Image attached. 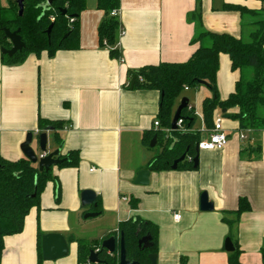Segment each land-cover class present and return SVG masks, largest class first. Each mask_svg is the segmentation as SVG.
<instances>
[{"label":"crops","instance_id":"crops-1","mask_svg":"<svg viewBox=\"0 0 264 264\" xmlns=\"http://www.w3.org/2000/svg\"><path fill=\"white\" fill-rule=\"evenodd\" d=\"M225 5L248 10L262 7L259 0H200L199 5L197 0H119L116 16L124 34L118 28L117 58L98 41L103 11L96 7V0H86L79 17L78 48L60 49L53 56L46 51L29 54L11 66L0 58V157L8 161L25 158L22 145L29 132L36 156L44 154L37 135L39 117L63 124L59 136L54 130L46 132V153L78 151L76 166H51L60 187L59 200H55L54 182L48 181L39 208L29 210L22 230L3 238L0 264H37L38 233L61 234L69 244L66 256L42 264H78L76 239L101 245L115 236L118 250L119 224L135 216L157 227L156 264H180L182 260L186 264H229L227 238L234 249L239 248L241 263L262 264L264 128L243 131L246 139L241 141L238 121L229 115L223 118L216 109L212 120L222 117L228 137L224 147L197 148L198 165L192 169L149 171L147 184L134 182L158 151L156 141L150 146L144 135L156 129L153 122L160 92L130 87L129 72L187 61L198 46L191 42L199 30L198 21L188 19L197 9L203 29L242 37L247 19ZM239 75L231 69L229 56L220 53L216 73L220 100L234 91ZM182 97L193 106L191 130L200 132L199 141L206 140L210 129L203 120L202 103L210 91L204 85L184 89L174 103L172 117ZM236 111L232 108L226 113ZM162 130L165 139L169 129ZM247 147L260 152H244ZM84 190L95 193L94 204H81ZM202 192L212 202V210L200 209ZM240 197L246 198L249 209L236 215L231 212ZM130 199L137 200L135 208ZM92 212L97 215L84 218ZM174 214L180 218L174 220ZM70 236L74 240L68 241Z\"/></svg>","mask_w":264,"mask_h":264},{"label":"trees","instance_id":"trees-1","mask_svg":"<svg viewBox=\"0 0 264 264\" xmlns=\"http://www.w3.org/2000/svg\"><path fill=\"white\" fill-rule=\"evenodd\" d=\"M1 1V0H0ZM262 7L259 10H248L234 5H225V9L236 10L244 18L258 16L264 12V0H259ZM47 0H23L21 15L18 14L16 0H7L4 6L0 2V49H9L11 43L5 37L3 29L18 31L24 46L13 55L1 53V62L4 65H18L29 54L39 55L46 51L48 56H53L60 49H76L79 42V17L86 8V0H52L45 8L42 6ZM200 0H197L199 5ZM96 7L102 10L104 17L97 28L98 41L101 46H106L113 57H119L116 43V32L119 28L117 16L110 14L119 7V0H96ZM65 11L64 14L62 11ZM188 19L198 21L199 30L192 39L197 48L190 58L182 63H159L130 71L131 78L135 77L132 88L150 87L160 92V100L156 120L157 129H151L144 135V142L150 143L156 137L158 151L146 166L148 171H161L171 169L172 163L182 154L185 158L178 163L177 169H192L193 159L197 155V144L200 132L191 130L195 114L193 106L182 109L180 118L183 120V130L170 129L172 108L180 93L187 88L204 85L210 91V97L203 100L202 116L207 128L213 126L212 115L214 110L225 109L228 111L237 108L236 112L229 115L237 120L242 131L257 132L264 128V20H256L251 24L254 28L248 32L247 39L234 37L226 33H216L203 29L200 24V12L190 13ZM52 25L49 34L48 27ZM65 36V37H64ZM220 53L229 56L231 69L239 71V78L234 91L225 100L218 98L216 86V73L218 70V57ZM250 71V72H249ZM149 75L156 85L146 83L139 78ZM52 129L58 135L63 124L38 118L39 135ZM162 128L169 129V136L163 139ZM59 136V135H58ZM58 143L60 144L59 137ZM61 145V144H60ZM244 152L252 154L260 152L259 148L247 147ZM61 163L57 166H76L78 151L71 150L65 155L59 154ZM191 158V160H189ZM52 175L51 168L39 171L37 165L27 158L8 161L0 157V256L3 248V238L6 235L19 233L24 224V218L32 207L39 208L40 194L48 181L55 184V200L60 197V187ZM137 200L130 199V206L136 207ZM249 209L246 198L238 199L237 209L231 213L239 215ZM223 220L230 225L234 220L223 216ZM157 227L151 222L137 216L119 224V233H122L127 259L135 264H150L149 253H156ZM149 235L151 247L141 249L138 240ZM41 233H38L37 264H42ZM74 240L73 236L68 241ZM78 264H117L115 253L108 254L100 249V244L95 241L76 239ZM90 250H97L99 263H90L88 256ZM240 250L235 248L228 253L229 264H243L239 260ZM261 261L264 264V248L261 249ZM180 264H186L182 260Z\"/></svg>","mask_w":264,"mask_h":264},{"label":"water","instance_id":"water-1","mask_svg":"<svg viewBox=\"0 0 264 264\" xmlns=\"http://www.w3.org/2000/svg\"><path fill=\"white\" fill-rule=\"evenodd\" d=\"M52 0H47V2L42 6L45 8L48 4L51 3ZM16 3L18 5V14L21 15L22 12V5L23 0H16ZM64 10L62 13L64 14ZM52 25H50L47 29V33L49 34L50 29ZM19 30L16 31H10L7 28L3 29L4 35L11 43V47L9 49L1 48V53L7 54L8 56L13 55L15 52L21 50L24 46V43L22 42L20 35L18 34ZM65 37V36H64ZM140 78H142L146 83L156 85V82L149 76V75H143ZM135 81V77L131 78L130 81V87L133 86V83ZM188 105V99L186 97H182L179 105L177 106L173 117L171 119L170 128L172 130L177 129V121L180 118V113L182 109H184ZM221 113L223 115V118H228V114L226 113L225 109L221 110ZM53 130L52 127L47 128V130L39 135V149L44 153L43 157L38 158L32 148L30 147L32 136L33 134L29 132L26 135L25 142L22 145V152L24 154V157L27 158L29 161H31L34 164H37V168L39 171H45L47 172L51 166L58 165L61 163V159L58 158L60 152L59 149L54 150L53 152L46 153V142H47V131ZM155 139L154 136L150 142V146L155 145ZM185 158V154H182L178 159H176L172 165L171 169H176L179 162H181ZM198 165V153L193 159V167H196ZM148 177H149V171L144 169L140 170L134 182L139 185H145L148 183ZM96 195L91 190H84L81 192L80 200L82 205H91L94 204ZM200 209L203 211H209L213 209V204L208 200V195L205 192H202L200 195ZM97 213H87L85 214L84 218L86 217H92L96 216ZM138 247L141 249H148L151 247L150 242V236L145 235L139 238L138 240ZM100 249H104L108 254L117 253L118 256V263L117 264H135L134 261H131L127 259L126 257V251L124 247V240L122 233H119V242H118V250L116 246V237L110 236L109 238L103 240L100 245ZM234 247L229 238L225 241V250L228 252L233 251ZM69 252V244L65 237L58 233H48L44 234L41 237V255L43 260H54L63 256H66ZM148 260L150 264H156V253H149L148 254ZM88 261L90 263H99V259L97 257V251L96 250H90Z\"/></svg>","mask_w":264,"mask_h":264},{"label":"built area","instance_id":"built-area-1","mask_svg":"<svg viewBox=\"0 0 264 264\" xmlns=\"http://www.w3.org/2000/svg\"><path fill=\"white\" fill-rule=\"evenodd\" d=\"M110 14L113 16H116L117 15L116 10H112L110 12ZM119 32H120V35L124 34V31L120 27H119ZM184 89L186 90L188 88L185 87ZM187 107L190 108L189 105H187ZM221 122H222L221 115L217 116L213 120V126L208 131L207 139L204 141L198 142V144H197L198 149H200V150L221 149L222 147H224L226 145V143L228 141V137L222 128ZM153 125H154V128L157 129L159 126L158 121L155 120L153 122ZM176 125H177V129L183 130V120L181 118L178 119ZM239 139L241 141H244L246 139V133L243 131H240L239 132ZM43 156H44V154L40 155V157H43ZM189 160H191V158H189ZM173 218H174V220H178L180 218V215L174 214Z\"/></svg>","mask_w":264,"mask_h":264},{"label":"rangeland","instance_id":"rangeland-1","mask_svg":"<svg viewBox=\"0 0 264 264\" xmlns=\"http://www.w3.org/2000/svg\"><path fill=\"white\" fill-rule=\"evenodd\" d=\"M1 2V4L2 5H4V6H6L7 5V0H1L0 1ZM246 19H247V21H248V25H244V29H243V35H242V37L244 38V39H247V36H248V32L250 31V30H252L254 27L251 25V24H253V22L254 21H256V20H264V12H260L259 14H258V16H255V17H246ZM250 72V71H249ZM261 113L262 114H264V110H261ZM157 149H158V147H156ZM155 148V149H156ZM152 149V148H151ZM151 152H152V154L154 153V150L152 149L151 150Z\"/></svg>","mask_w":264,"mask_h":264}]
</instances>
